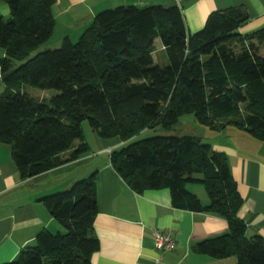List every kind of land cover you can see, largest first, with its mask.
<instances>
[{
    "label": "trees",
    "instance_id": "trees-1",
    "mask_svg": "<svg viewBox=\"0 0 264 264\" xmlns=\"http://www.w3.org/2000/svg\"><path fill=\"white\" fill-rule=\"evenodd\" d=\"M0 142L12 148L22 179L32 178L89 152L82 123L101 138L131 140L146 129L173 130L182 116L219 131L228 125L264 140V26L247 34L241 7L215 11L189 35L175 3L118 6L96 15L81 37L32 57L53 35L56 0H0ZM159 38L168 62L156 64ZM249 43L239 53L232 44ZM16 62H20L16 65ZM58 93L36 101L21 88ZM76 143L79 145L75 148ZM75 148V149H74ZM74 149L68 160L60 155ZM114 171L136 192L169 189L176 208L208 211L227 220L226 233L195 244L217 259L237 256L240 264H264V239L248 238L239 217L243 200L223 153L195 135L155 136L113 150ZM98 173L42 199L63 231H41L33 246L8 264H92L100 248ZM204 185L210 202L186 185Z\"/></svg>",
    "mask_w": 264,
    "mask_h": 264
},
{
    "label": "crops",
    "instance_id": "crops-1",
    "mask_svg": "<svg viewBox=\"0 0 264 264\" xmlns=\"http://www.w3.org/2000/svg\"><path fill=\"white\" fill-rule=\"evenodd\" d=\"M172 3L182 10L189 35L203 29L210 14L229 7H241L248 14V20L239 28L241 34L264 26V0H56L54 32L42 49L59 47L66 37L76 42L102 11L125 5ZM0 15L5 18L11 15L4 1H0ZM154 48L155 63L165 65L168 56L159 38L155 39ZM263 50L264 43L260 55ZM21 89L27 92L25 86ZM4 90L0 76V94ZM201 132L195 136L227 158L243 200L239 217L247 225V237L259 235L264 239V140L234 125L219 131L206 127ZM84 137L89 146L86 155L28 179H22L11 146L0 142V264L15 261L22 249L35 245L41 231H63L42 199L69 189L93 172L98 173V214L93 233L100 248L92 255V264H240L235 255L217 259L194 249L196 243L226 233L229 228L226 219L208 211L174 207L169 189L136 192L114 171L111 152L131 140L118 136L101 138L94 130L88 137L84 133ZM74 149L62 153L60 159L68 160ZM201 185L190 183L186 187L208 205L209 195ZM156 230L170 234L176 248L164 254L157 250ZM156 259L159 262L155 263Z\"/></svg>",
    "mask_w": 264,
    "mask_h": 264
},
{
    "label": "rangeland",
    "instance_id": "rangeland-1",
    "mask_svg": "<svg viewBox=\"0 0 264 264\" xmlns=\"http://www.w3.org/2000/svg\"><path fill=\"white\" fill-rule=\"evenodd\" d=\"M248 42L247 43H239L238 41H235L232 44L233 50L236 53H239L243 50L244 47L248 46ZM42 47H40L38 50H36L33 54L32 57H34L35 55H37L39 52H43L44 50L42 49ZM3 53V50L0 48V54ZM262 56H264V50L261 54ZM20 62H16V65H19ZM25 90H27V93L34 98L36 101H43L44 99L48 100L50 97L56 95L58 93V91L55 90H40L37 88H33V87H29V86H25ZM82 127L84 129V133L86 134V136L88 137V135H90V132L92 131L89 121L85 120L82 123ZM206 128L205 126L199 125L195 119V116L193 114H187L184 115L180 118L179 123L174 127L173 130L170 131H166V130H162L158 127L156 128H152V129H146L143 132H141L138 136L134 137L131 139V142H135V141H139V140H143V139H147V138H151V137H155V136H177V137H181L184 135H196L198 133H200L202 131V129ZM202 134V132H201ZM204 190L205 187L203 185H201ZM65 191V190H64Z\"/></svg>",
    "mask_w": 264,
    "mask_h": 264
},
{
    "label": "built area",
    "instance_id": "built-area-1",
    "mask_svg": "<svg viewBox=\"0 0 264 264\" xmlns=\"http://www.w3.org/2000/svg\"><path fill=\"white\" fill-rule=\"evenodd\" d=\"M154 235L155 247L162 254L172 251L176 248V241L170 234L156 230ZM157 262H159V259L155 260V263Z\"/></svg>",
    "mask_w": 264,
    "mask_h": 264
}]
</instances>
